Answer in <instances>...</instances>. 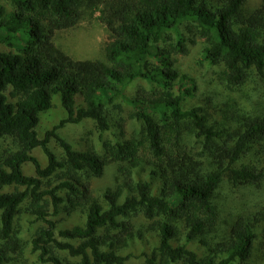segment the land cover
Returning a JSON list of instances; mask_svg holds the SVG:
<instances>
[{
  "label": "trees",
  "instance_id": "16d2710c",
  "mask_svg": "<svg viewBox=\"0 0 264 264\" xmlns=\"http://www.w3.org/2000/svg\"><path fill=\"white\" fill-rule=\"evenodd\" d=\"M6 1L14 9L7 13L0 5V43L11 49L0 51V264L12 260L21 205L33 217L29 245L41 264H129L122 250L145 234L156 235L157 243L138 264H254L264 238V203L261 210L243 205L256 190L264 197V106L238 127L211 122L201 105L184 108L194 87L177 71L175 56L187 50L186 31L207 42L202 59L221 68L230 90L252 74L264 83V0L250 12L243 11L245 0ZM88 10H97L106 28L102 55L74 59L54 35L75 27ZM137 80L150 88L127 96ZM262 88L250 96L253 102L264 99ZM55 96L65 116L40 139L39 114ZM118 96L141 123L139 138L106 143L100 155L75 150L57 134L85 119L107 130V105ZM51 138L62 159L50 149ZM37 147L45 167L32 155ZM258 154L263 158L252 159ZM25 162L36 176L23 173ZM109 164L118 179L103 192L102 204L81 173L100 177ZM146 167L158 180L156 190L151 179L137 176ZM58 171L55 184L44 183ZM225 194L240 208L227 207ZM62 210L81 212L83 224L61 228ZM194 239L206 249L202 255L187 247Z\"/></svg>",
  "mask_w": 264,
  "mask_h": 264
},
{
  "label": "rangeland",
  "instance_id": "374dc122",
  "mask_svg": "<svg viewBox=\"0 0 264 264\" xmlns=\"http://www.w3.org/2000/svg\"><path fill=\"white\" fill-rule=\"evenodd\" d=\"M260 2L261 0H245L243 11L250 12L253 8L257 7ZM0 5L3 6L7 13L14 9L13 5L6 0H0ZM183 30L182 28V32H184ZM106 34L105 25L99 19V12L97 10H88L87 14L75 27L57 31L54 35V43L74 59H97L102 55V44L106 38ZM184 36H189L190 38L186 44L187 50L175 56L177 60L176 69L181 75H185L190 80L189 85L194 87L192 96L188 97L183 103L184 108L201 105L205 108L211 122H217L219 126L238 127L242 124L243 118L249 116V113L252 114L255 108L260 105L264 106V99L259 100V103L253 102L250 99L252 94L257 95L258 88H262L260 83L264 84L258 76L252 74L242 88L233 91L230 90L220 79L219 72L221 68L209 64L202 59V49L207 42L198 35H188L186 31L184 32ZM172 41H176L173 36ZM10 50L8 46L0 43V51ZM139 87L141 89H149L150 85L146 80H137L126 88L124 92L127 96H132ZM261 93L264 94V87ZM8 98L10 99L9 95ZM230 99H235L238 104L232 106ZM107 111L109 116V128L107 130L100 131L97 129L93 120L85 119L78 124H65L57 130V134L71 144L75 150H93L100 155L104 154V144L106 143L115 144L117 141L128 138L132 134H135L138 138L140 137L141 123L131 117L133 112L132 107L124 101L122 97H116L111 104L107 105ZM259 111H264V109ZM64 116L65 111L59 99L55 96L52 101V106L39 114V121L36 126L38 137L42 139L45 133L58 124L59 120ZM121 125L124 127L122 128ZM9 144L10 139L4 143V147L9 149L12 147V145L9 146ZM49 147L58 159L63 158V149L55 138L50 139ZM32 155L38 159L42 167L47 165V157L40 147L35 148ZM259 158L262 159L263 156L258 154L252 159L257 160ZM115 169L116 165H107L100 177L84 172L81 173L82 178L91 182L95 194L102 204H106L103 192L108 187L117 184L118 176L115 178ZM22 171L25 175L36 176L34 166L31 162H25L22 165ZM137 172V176L141 174L143 178L148 180L151 179V183L156 190L158 187V180L149 175V167H146L143 172L142 169H139ZM61 173V171H58L56 175L52 176L51 179L45 180L44 183L54 182L55 184L56 177ZM64 193L65 191H61L60 194L64 195ZM262 195L263 194L257 190L253 195L248 194L245 196V204L243 206H253L251 207L253 208L252 210H261L264 203V197H262ZM231 196L234 197L233 194L226 195L229 202L225 205L229 208H240V204L237 205L234 202H232V204L230 203L233 198ZM236 196L238 195L236 194ZM221 201L223 202V200ZM56 219L61 228H71L75 225H82L84 222V216L79 211L67 214L62 210ZM138 222H140V220H138ZM34 227L33 217L25 212V205H21L14 220L16 247L10 254L12 260L9 264H41L38 262L36 254L32 252L29 245L30 234ZM261 227L262 225L259 227L260 233ZM222 233L223 231L219 234L221 235ZM184 242V239H182L181 243ZM156 243V235L145 234L142 239L132 240L129 246L124 248L121 253L123 255H129V264H138L143 261L141 254L149 253ZM187 247L194 250L198 255H202L206 250L198 239H194L187 243ZM59 253L62 257L72 262L76 261V258L69 256L66 251H61ZM254 255L252 259L254 264H264V238L261 239L259 244H256Z\"/></svg>",
  "mask_w": 264,
  "mask_h": 264
}]
</instances>
